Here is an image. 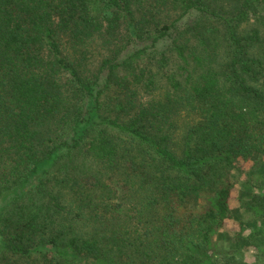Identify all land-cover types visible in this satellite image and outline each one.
<instances>
[{
    "label": "trees",
    "instance_id": "trees-1",
    "mask_svg": "<svg viewBox=\"0 0 264 264\" xmlns=\"http://www.w3.org/2000/svg\"><path fill=\"white\" fill-rule=\"evenodd\" d=\"M252 159L264 0H0V264H248L213 235Z\"/></svg>",
    "mask_w": 264,
    "mask_h": 264
},
{
    "label": "rangeland",
    "instance_id": "rangeland-1",
    "mask_svg": "<svg viewBox=\"0 0 264 264\" xmlns=\"http://www.w3.org/2000/svg\"><path fill=\"white\" fill-rule=\"evenodd\" d=\"M245 29H249V26L244 23L240 26V30ZM100 42L102 41L96 39L90 45L92 53L90 65L96 68L102 57L109 54L108 48H100ZM168 42L169 38H166L162 44H168ZM132 47L133 44L127 45L124 51L118 55L119 59L130 52ZM252 160L239 161L238 168L231 171V177L234 180L231 195V218L213 235V242L215 250L220 253L234 254L237 259L248 264H264V219L261 213L262 210L257 204H254L252 209L244 207L245 200H248L250 196L249 193H264V183L260 180L261 175L257 170L260 161L255 162L254 159ZM250 222H253V224H250ZM255 227L260 228L263 232L256 231V244L254 245L246 237Z\"/></svg>",
    "mask_w": 264,
    "mask_h": 264
}]
</instances>
